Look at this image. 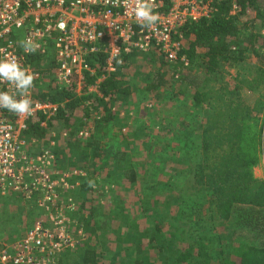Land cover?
I'll return each mask as SVG.
<instances>
[{
  "label": "rangeland",
  "instance_id": "374dc122",
  "mask_svg": "<svg viewBox=\"0 0 264 264\" xmlns=\"http://www.w3.org/2000/svg\"><path fill=\"white\" fill-rule=\"evenodd\" d=\"M253 17L250 14L240 20L253 21ZM256 28L252 31V42L246 40L240 45L244 50L242 62L222 63L211 76L199 68L188 73L189 79L199 85V90L212 89L214 96L222 98L223 103L230 97H236L250 107L259 100L264 102V28ZM171 66L155 51L136 55L119 77L121 86L130 89V95L112 103L109 109L112 119L107 123L97 126L99 114L94 113L87 121L89 124L85 129L89 131L84 140L76 138L79 130L71 135L70 131L62 130L59 122L48 129L42 140L25 137L23 154L26 159L45 152L50 158L51 171L67 175L68 188L64 189L63 198L72 206L67 213V225L79 243L56 255L53 264H57L58 259L61 264H80L81 251L87 247L101 253L104 260L110 259L115 256L117 241H125L124 233L132 235V239H128V246L123 247L118 259L127 262V248L136 242L146 243L147 235L155 225L148 215L163 219L164 236L161 239L167 245L178 249L187 242L184 240L179 244L177 240L179 228L186 227L179 219L189 213L180 200L201 201L195 197L198 193L192 179L196 158L191 157V144L188 143L185 149L182 146L188 135L191 140L193 134L199 136L198 127L210 110L206 105L197 110L193 107L194 88L188 82H180V75L170 79L174 67ZM179 71L185 73L186 68L176 69ZM159 77H162L163 85L159 84ZM152 84L156 86L153 90ZM255 87L256 91L250 89ZM223 103L217 102L218 107ZM222 113L224 119L226 111ZM258 117L263 119L264 130V115L258 114ZM222 119L215 121L220 123ZM224 122H227L226 118ZM91 139L98 140L105 151L111 149L126 154L136 173V182H124L116 167L119 163L110 157L98 159L96 167L92 168L88 159L91 152H85ZM84 152L88 153L86 161ZM254 175L264 182L263 163L254 170ZM167 196L176 198L177 203L169 202ZM210 216L204 207L199 216L191 218L193 226L189 225L185 231L192 233L197 245L201 241L207 246V253L213 257L215 252L209 249L207 241L216 238L220 232L211 230ZM43 220L44 216L38 212L33 200L27 201L13 193H0V247L19 240L35 223ZM130 225H136V229H131ZM79 231H82L81 235ZM197 245H194L195 249Z\"/></svg>",
  "mask_w": 264,
  "mask_h": 264
},
{
  "label": "trees",
  "instance_id": "16d2710c",
  "mask_svg": "<svg viewBox=\"0 0 264 264\" xmlns=\"http://www.w3.org/2000/svg\"><path fill=\"white\" fill-rule=\"evenodd\" d=\"M250 14L254 15L253 21L240 20ZM256 26L264 28V0H241L234 14H231L230 3L218 4L217 12L211 20L190 25L183 32L184 45L181 54L186 58L187 65L184 66L181 62L173 64L174 67L170 65L173 69L170 79L180 75V82H188L194 88L193 107L197 110L206 105L210 110L198 127L199 136L195 137L193 134L191 140L188 137L191 135H188L183 141L182 149H185L188 143L191 144V157L196 158L192 179L198 193L195 197L198 196L197 199L201 203L194 199H181V204L186 206L189 213L179 220L184 221L182 224L188 227L192 224L191 218L199 216L203 208L207 207L211 214V230L220 232L216 238L207 241L209 249L213 250L215 255L211 257V254L207 253V246L201 241L197 245L192 233L185 231L186 227L179 228L181 232L177 240L179 244L184 240L187 242L183 244V248H172L161 239L164 236L161 227L163 219L148 215L155 225L147 235L146 243L135 240L136 243L127 248V262L118 259L123 247L128 246V239H132V235L124 233L125 241H117L114 257L104 260L101 253L97 254L93 247H87L81 251L80 264H264V182L254 175V170L264 164L263 119L258 117V114L264 115V102L259 100L250 107L238 98L230 97L228 102L223 103L222 98L214 96L212 89L199 90V85L189 79L188 75L194 68H199L211 76L220 69L222 63L242 62L244 50L240 45L246 40L252 42V31L257 29ZM233 48L235 51H232ZM135 56H126L125 64L117 67L98 87L102 98L95 95L77 97L74 87L59 90L58 87L49 86L47 94L37 97L45 99L48 95L52 103L59 105V110L56 116L48 121L42 113L37 114L29 122L25 136L37 141L42 140L46 138L48 129L52 128L55 122H59L62 130L70 131L72 135L73 132L84 129L94 113L99 114L97 126L103 122L107 123L112 119L109 110L112 103L130 95V89L121 86L119 77ZM96 60L102 66L101 56L98 55ZM178 68H186V72H176ZM159 79V84L163 85L162 77ZM88 83H94V79L89 78ZM150 88L153 90L156 86L152 84ZM250 89L256 91V87ZM259 97L263 98L261 94ZM217 102L223 103L222 107H218ZM100 110H103V113ZM223 111H226V123L222 119ZM218 119H222L220 123L215 121ZM44 121L46 128L40 126ZM96 129L98 130V127ZM85 152H91L89 158ZM85 152V161L90 159L92 168L96 167L98 159L110 157L113 162L119 163L116 167L124 182H136V173L128 163L126 154L113 152L111 149L105 151L95 139L87 143ZM165 191H169L168 187H165ZM166 198L169 202L178 201L173 197ZM132 227L133 230L136 229V225ZM194 245L198 248L195 249ZM57 264H61L59 259Z\"/></svg>",
  "mask_w": 264,
  "mask_h": 264
},
{
  "label": "built area",
  "instance_id": "2783aa9c",
  "mask_svg": "<svg viewBox=\"0 0 264 264\" xmlns=\"http://www.w3.org/2000/svg\"><path fill=\"white\" fill-rule=\"evenodd\" d=\"M239 1L145 0L159 18L142 27L144 22L136 18L140 0H0V60H15L34 76L30 116L0 109V193L33 200L44 216L22 238L0 247V264H53L56 255L79 243L67 225V213L72 210L63 198L67 175L51 171L45 152L31 159L23 154L29 122L40 113L48 121L59 110L48 95L37 97L39 92L46 94L43 90L49 86L74 87L77 97L102 98L98 87L125 64L129 54L155 51L164 63L186 66L181 54L185 29L211 20L223 2L231 4L234 14ZM29 39L39 45L32 54L21 46ZM89 78L94 83L89 84ZM0 91L12 94L15 89L0 81ZM88 131L79 130L76 138L84 140Z\"/></svg>",
  "mask_w": 264,
  "mask_h": 264
},
{
  "label": "clouds",
  "instance_id": "9594fccd",
  "mask_svg": "<svg viewBox=\"0 0 264 264\" xmlns=\"http://www.w3.org/2000/svg\"><path fill=\"white\" fill-rule=\"evenodd\" d=\"M136 18L144 22L141 26H150L157 22L158 14L154 13L151 6L145 0H140L136 10ZM26 54H32L39 47L32 40L21 42ZM34 76L28 69L22 67L15 60H0V81L7 82L15 89L10 94L7 91H0V109H5L18 116H30L33 112V104L29 98V90L33 87ZM90 186L92 182H89Z\"/></svg>",
  "mask_w": 264,
  "mask_h": 264
},
{
  "label": "crops",
  "instance_id": "0c3cea01",
  "mask_svg": "<svg viewBox=\"0 0 264 264\" xmlns=\"http://www.w3.org/2000/svg\"><path fill=\"white\" fill-rule=\"evenodd\" d=\"M48 88L46 87V89H44L43 91L47 94L48 93V90H47ZM41 93H42V91L41 92H39V95H41ZM43 94V93H42ZM44 95V94H43ZM26 135V134H25ZM24 135V139H26L25 137H27V136H25ZM257 169V168H256ZM39 212V211H38Z\"/></svg>",
  "mask_w": 264,
  "mask_h": 264
}]
</instances>
